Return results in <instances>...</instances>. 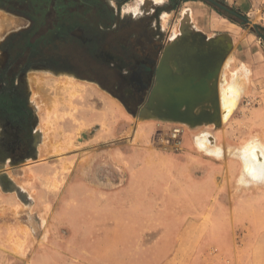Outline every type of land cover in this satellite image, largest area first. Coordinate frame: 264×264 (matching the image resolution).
Returning <instances> with one entry per match:
<instances>
[{
    "label": "rangeland",
    "instance_id": "1",
    "mask_svg": "<svg viewBox=\"0 0 264 264\" xmlns=\"http://www.w3.org/2000/svg\"><path fill=\"white\" fill-rule=\"evenodd\" d=\"M25 1L27 15L0 7L18 23L0 19V67L27 58L18 36L46 4ZM59 1L64 7L44 15L33 35L70 15L88 34L76 28L75 40L60 42L53 68L6 77H18L31 130L10 150L0 123V264H246L243 225L264 224L256 210L264 184L243 182L239 157L253 140L264 144V0ZM185 9L195 29L233 39L218 77V126L135 116L158 55L188 21ZM50 75L73 78L91 98L59 101L47 117L34 80L48 85ZM230 83L237 93L223 115Z\"/></svg>",
    "mask_w": 264,
    "mask_h": 264
},
{
    "label": "water",
    "instance_id": "2",
    "mask_svg": "<svg viewBox=\"0 0 264 264\" xmlns=\"http://www.w3.org/2000/svg\"><path fill=\"white\" fill-rule=\"evenodd\" d=\"M180 33L161 51L152 86L135 116L190 128L218 126L217 83L231 39L226 34L207 38L191 27Z\"/></svg>",
    "mask_w": 264,
    "mask_h": 264
},
{
    "label": "bare ground",
    "instance_id": "3",
    "mask_svg": "<svg viewBox=\"0 0 264 264\" xmlns=\"http://www.w3.org/2000/svg\"><path fill=\"white\" fill-rule=\"evenodd\" d=\"M142 2L155 3L156 4V3H159L160 1L150 0L147 2L146 0H142ZM148 6H150V5H148ZM185 13H186V15H185ZM187 14H188V11H185L184 12V18H187ZM0 19H5L7 21L9 20L5 16H0ZM9 21L11 24H14L13 26H15V27L18 26V23H16L15 21H13L14 23L12 22V20H9ZM175 33L177 35V30ZM42 74L44 75V73H42ZM43 75H41L42 76L41 79L43 78ZM44 77H46V76H44ZM47 77H49V76H47ZM51 77H52V80L50 81V83L48 85L44 81H42L40 79V77H39V79L36 78L34 80V84L36 85V86H34V87H36L35 92L37 94V99H38L37 102L43 106V109L45 108L47 117H49L48 114L51 112L50 109L52 108V106L56 105V103L59 101L61 103H63L62 101L66 100V104L68 106V104L71 102V100L76 95L77 96L80 95L82 97L81 100L82 99L87 100V99L91 98V95L85 93L86 88L84 86H80V84H78L73 78H70L68 76H54V77L51 76ZM240 80L237 79V82H239ZM235 86H236V84L230 83V84L226 85V87H225L226 90H224L225 92L223 91L224 94H222L223 95L222 96V99H223V109L222 110H225L223 112V115H225L226 112H228L229 106H231L234 103V95L237 93ZM84 93H85V96H84ZM36 94H34V95H36ZM94 100L98 102L101 99L99 96H95ZM60 102H59V104H60ZM69 107H71V106H69ZM53 116H54V114H53ZM55 116H56V114H55ZM61 118L62 117H60V119ZM72 120H73V118H72ZM51 122L53 124V120ZM48 124H50V123L46 122L47 126H49ZM50 140H51V138H50ZM59 143H61V142L59 141ZM49 147L47 148V150L49 149ZM59 147L60 146L57 147L58 149L56 148L57 149L56 151L59 150ZM51 148H52V146H51ZM51 148H50V150H51ZM239 157H240V160L242 163L243 182H245V184L247 186L253 185V187H254L255 184H260V183H262V184H260V186L261 185L263 186V184H264V144L261 143L260 141L253 140L248 146L241 149Z\"/></svg>",
    "mask_w": 264,
    "mask_h": 264
},
{
    "label": "flooded vegetation",
    "instance_id": "4",
    "mask_svg": "<svg viewBox=\"0 0 264 264\" xmlns=\"http://www.w3.org/2000/svg\"><path fill=\"white\" fill-rule=\"evenodd\" d=\"M146 1L148 2L150 0H146ZM163 2L157 5H160ZM147 8L149 9V7ZM76 28H80L83 32L88 34L86 27L77 26ZM72 31L74 32V29L67 30L66 32H63L60 35H71L72 36L73 35ZM20 35H27V34L26 32L25 33L23 32V33H20ZM97 43L99 42L97 41ZM7 53H10V51ZM8 56H10V54H8ZM144 60L146 63L144 70L148 72L150 71V65L152 64H150L151 62L147 61L148 57H146ZM22 63H23L22 61L19 62L18 60H16L15 62L14 59L9 57V62L0 67V85L2 86L0 87V94L1 96L3 95L2 97H0V99H2L1 101L3 102V103L2 102L0 103V123L3 129L6 131V133L9 136V139H8L9 141L6 142V144L11 148L10 150H16V147H19L23 143H26L25 138L27 137L25 136L27 135V132L31 130V127H30L31 122L28 120L29 119L28 113H27L28 108L24 100V95L23 93H21L22 91H21L20 84L17 82L18 77L16 78L13 77L12 79H6V77L10 76L14 69H18L17 73L19 72V75H20L22 72H25L27 68L32 67L33 65H46L48 67L53 68L51 64H49L46 60H41V59L31 60L30 58L25 63H23L24 65H22ZM129 76L132 77L134 75L130 73ZM4 103H5V106H4ZM30 134H31L30 136L34 135L32 132H30ZM11 152L14 153V151H11Z\"/></svg>",
    "mask_w": 264,
    "mask_h": 264
},
{
    "label": "trees",
    "instance_id": "5",
    "mask_svg": "<svg viewBox=\"0 0 264 264\" xmlns=\"http://www.w3.org/2000/svg\"><path fill=\"white\" fill-rule=\"evenodd\" d=\"M22 1L23 0H16L15 2H12L11 0H5V1L2 0L0 2V7L9 10L11 12H17L20 14L27 15L28 14L27 12L21 10V8H23V6L20 5ZM26 1L29 2L30 5L32 4L35 5L36 3L38 5V3H41V0H26ZM87 1L89 3L98 2L97 0H87ZM42 3L46 4L45 8L37 6L39 7L37 9L34 7L38 15L40 16V19L31 16V18L34 21L33 27L30 31L26 33L27 35L18 36V43H22L23 41L25 42L24 49L26 51L27 58L25 61H23V63H25L28 59L31 58V60H40V59L46 60L49 64L55 65L56 64L54 63L55 59H53L52 57L53 55H51L50 52L56 47H58V44L60 42H65L68 39L75 40V37L71 35H60V34L66 32L67 30H72L75 29L77 26H82V25L79 24L78 22L79 20H77L75 16L70 15L69 18L61 20L56 24H52L51 25L52 27L46 29V33H44V35H41L38 38L37 35H33V34L36 32L38 25L44 21L43 20L44 15L47 14L53 15V12L57 13L58 10H61V8L64 7L59 0H43ZM15 44H17V42L14 43V41L12 44H10L9 46L10 54L12 52L11 49L15 48ZM11 58L13 59L12 56ZM14 60L16 62V59ZM23 63L22 65H24Z\"/></svg>",
    "mask_w": 264,
    "mask_h": 264
},
{
    "label": "crops",
    "instance_id": "6",
    "mask_svg": "<svg viewBox=\"0 0 264 264\" xmlns=\"http://www.w3.org/2000/svg\"><path fill=\"white\" fill-rule=\"evenodd\" d=\"M185 10L188 11V14H187L188 21L187 22L183 21L181 23L182 29L185 30L184 27H188V26H189L188 27V29H189L191 27V24H192L193 25V27H191L192 29H194L196 31H199V32H202V34H204L207 38H213V37L218 36V35H215V36L209 37V36H207V32H205L203 29H195L196 28L195 26L198 24V20L197 21H194V20L192 21L191 15H193V10H190V9H185ZM183 15L184 14H182V16ZM185 15H186V13H185ZM192 22H194V23H192ZM175 35H176V33H175ZM177 35H181V33L180 34L177 33ZM219 35H222V34H219ZM226 35H228L229 37L231 36L229 34H226ZM230 39H231V37H230ZM231 40H232L231 42L233 44V39H231ZM160 54H161V52H160ZM160 54L158 55L157 61H156L155 66H154V68L152 70V83H153L154 73H155V69H156ZM248 79L249 78L247 77V81H248ZM245 86L243 88V91L245 89ZM257 188L264 190V187L263 188L262 187H257ZM263 196H260V199H259L260 202H262L261 203L262 206L258 207L256 210L258 212V215H263L264 216V206H263L264 203H263V201L261 199ZM242 231H243V244H244V246L252 250L251 251V257L248 258V261L246 262V264H264V262L259 261V260H264V224L263 223H259V224L256 225V224H253V223H248L247 225H243Z\"/></svg>",
    "mask_w": 264,
    "mask_h": 264
}]
</instances>
